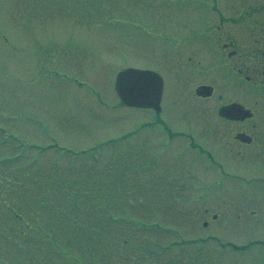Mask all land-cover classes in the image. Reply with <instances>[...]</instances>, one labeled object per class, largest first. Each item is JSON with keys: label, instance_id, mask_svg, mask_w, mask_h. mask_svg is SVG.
<instances>
[{"label": "rangeland", "instance_id": "1", "mask_svg": "<svg viewBox=\"0 0 264 264\" xmlns=\"http://www.w3.org/2000/svg\"><path fill=\"white\" fill-rule=\"evenodd\" d=\"M215 8L245 27L211 30ZM261 27L264 0H0V264H264V183L239 181L246 165L226 178L195 170L186 141L166 146L167 135L140 129L148 114L114 92L124 68L159 72L165 121L222 161L217 127L201 126L219 122L209 109L238 95L210 42L235 43L233 65L264 80L252 59L264 60ZM212 79L227 99L198 102L194 86ZM245 86L249 107L255 97L264 104ZM255 169L264 177L261 163ZM127 215L151 228L111 220ZM211 235L245 248L186 240Z\"/></svg>", "mask_w": 264, "mask_h": 264}, {"label": "flooded vegetation", "instance_id": "2", "mask_svg": "<svg viewBox=\"0 0 264 264\" xmlns=\"http://www.w3.org/2000/svg\"><path fill=\"white\" fill-rule=\"evenodd\" d=\"M222 21H223L222 25H224V20ZM212 28L214 29V27ZM217 29H221V27L218 26ZM260 30L263 33L264 28L261 27ZM214 43L215 42L211 43L212 44L211 51L213 57L216 58L221 57L223 62H226L229 65H232L235 62V60H237L238 64H241L240 59H238L241 54L236 48H234L235 43L233 42L215 43L216 47H214ZM260 55L264 57V50L263 52L260 53ZM190 59L191 58L189 57L183 58L185 62L190 61ZM252 59H254L256 62H259L260 66L262 65L261 67L263 70L262 73H260V75L264 77V65H263L264 60L262 61V59H260V56L257 53L255 54V57ZM212 66H213L212 64L208 66L209 71H211ZM258 68L259 67L256 66L254 68V71L256 72ZM232 69L236 71V73H233L234 82H235V83L233 82V84L235 85L234 91L235 93H237L238 96L232 98V100H227V102L218 101V99H222L224 97L218 94L216 85L214 86L213 84L212 87L214 88V92H212V96L209 99L198 97V99L200 100H211L215 96V94H217L218 96L217 99L218 102L216 104V107L214 105L213 109H211L213 113L211 114L209 109L208 115L209 117H214L215 115L220 121L211 124H204L201 126V129L205 132L211 133V132H215L214 125L217 127L216 130L221 139L219 142V147L222 146L226 156V158L223 159L219 164V166H221L222 168L223 176L230 177L233 171H239L241 168H243L246 165L247 167L244 170V174L240 177L242 178V180H245V177L247 175L258 177V174L256 173L261 170L255 169L256 164L261 163L262 166H264V104L263 103L259 104V100H257L254 101L252 108L247 106V104L245 103L246 94L244 89H245L246 81L250 80L251 77L248 75H243L242 70L237 69V67L232 66ZM258 80L259 79H256L255 82L256 86ZM207 85L211 86L210 83ZM260 85H264V80L263 82H261ZM219 95L221 97H219ZM225 106L231 108V111H233V109L236 110L241 106L244 109L251 111L252 118L250 117L249 119H244V117H242L241 115H237V114L234 115L231 112L228 115H226L225 118H223L220 115V110ZM232 116H236L237 118L233 119ZM161 122L163 125L166 126L165 130L172 134V131L170 129L172 125L162 120ZM190 146L191 148L194 149H200V147H198L194 143L193 138H191ZM200 150L204 153L206 157L212 160L213 163L215 162L216 160L215 154H217L215 150H212V154H210L211 150H205L204 148H201ZM247 182L248 184H250L249 180H247ZM258 182L264 183V177H258L257 183ZM250 200L252 199H250L248 196L247 200L244 201V203L250 204L249 203L251 202Z\"/></svg>", "mask_w": 264, "mask_h": 264}, {"label": "water", "instance_id": "3", "mask_svg": "<svg viewBox=\"0 0 264 264\" xmlns=\"http://www.w3.org/2000/svg\"><path fill=\"white\" fill-rule=\"evenodd\" d=\"M137 72V71H135ZM133 70H127L118 75L116 81V89L117 92L122 99V101L126 105H132L137 107H146V106H153V99L154 96L151 94L153 89L152 85L157 86L158 80L153 79V76L150 74L142 72L139 76H144L142 78H138L140 81L139 83L144 84L142 87L136 83V87L132 90L129 85L130 81L134 77ZM151 84V85H149Z\"/></svg>", "mask_w": 264, "mask_h": 264}]
</instances>
